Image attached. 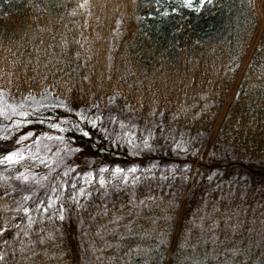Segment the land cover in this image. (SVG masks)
<instances>
[{
  "label": "trees",
  "instance_id": "1",
  "mask_svg": "<svg viewBox=\"0 0 264 264\" xmlns=\"http://www.w3.org/2000/svg\"><path fill=\"white\" fill-rule=\"evenodd\" d=\"M76 4L0 0L7 102L29 91L25 109L64 101L89 127L26 119L13 133L20 116H0V159L30 145L19 164H0V264H190L218 249L264 259V31L209 144L259 25L251 1L194 12L182 0H92L90 17H73Z\"/></svg>",
  "mask_w": 264,
  "mask_h": 264
},
{
  "label": "snow or ice",
  "instance_id": "2",
  "mask_svg": "<svg viewBox=\"0 0 264 264\" xmlns=\"http://www.w3.org/2000/svg\"><path fill=\"white\" fill-rule=\"evenodd\" d=\"M211 3V0H199V4L197 5L195 3V0H182V4L181 7H185L188 9H191L194 12H200L201 9L204 7L205 3ZM91 7H92V0H77V4L76 7L73 9V11L71 12V15L73 17L77 16L78 14L80 15H87V16H91L92 12H91ZM82 10V11H80ZM165 15H167V13H165ZM119 23V22H118ZM67 41L64 42L65 47L67 46ZM77 58H79V53H77ZM11 75V74H9ZM0 79H3V76L0 75ZM9 83H11V81H8ZM17 91L19 92V88L17 89ZM6 96L11 97V91L10 90H5L3 88V86H0V116H3L5 118V120H10L12 119L13 116H21V117H29L30 115H35V112L38 111L39 109H35L32 113H29L27 111H25V107L27 105V102L29 100L35 101V97L32 96L31 92L29 91L28 96H24V94L21 92L20 93V98L16 101V103H8ZM43 107H48V108H56V107H64L66 111H71V109L67 106V104L64 101H60L59 104H49V105H42ZM98 107V106H97ZM76 115H78L81 120H87V117L84 115L83 112H77ZM102 119V117L97 116L95 120L90 121L89 123L91 124V126L93 128L97 127V121H100ZM29 123H31L32 121L29 120ZM37 122L38 123H44V119L42 117H38L37 118ZM17 128H19L21 126V122L17 121L16 124ZM50 128H54V129H58L60 132H64L66 131V129L60 127L59 123H50L49 124ZM121 127H124L123 124H121ZM77 130H80L79 128ZM82 131V130H81ZM32 135V133H28L25 134L24 136L18 138V140L16 141L17 143H21L23 140L28 139V137ZM82 135L87 137L89 136V132L88 131H82ZM9 137L8 136H4L3 139L7 140ZM47 140H58V141H63V137L62 136H45L44 137ZM38 143V142H37ZM145 146L146 147H150V145H148L147 141H145ZM69 151H73L72 149H69ZM57 155H59V153H57ZM36 159L40 160V163L46 164L47 161L45 160V158L43 157H35ZM24 159H26L24 152L22 149H17L15 151H11L8 154H6L3 159H0V164L3 163H8V164H19L21 161H23ZM62 159L60 161H53L52 163H62ZM49 167H51V165H48ZM70 171H74V169H67L63 175L64 176H68ZM101 173L107 171V169H101L100 170ZM130 172H135L136 169L132 168L129 169ZM124 170L117 167L115 169V173L117 174H121L123 173ZM88 177H91L93 180L95 179V176L92 173H88L87 174ZM17 180H22L25 183H27L29 181V177L27 175L21 174V176L16 177ZM5 180H7V178H5ZM88 179L87 177L85 178V183H88ZM37 184L40 183V181H36ZM105 180L103 178V176L100 177L99 179V184L103 187L105 185ZM71 187L73 189H76V184H72ZM21 191H23L21 189ZM35 193H33L34 195ZM79 195L83 196L85 195V189L81 188L79 189ZM71 198L75 201L76 197L75 196H71ZM23 200L24 201H31L32 200V196L29 195H25L23 196ZM55 201H53L54 203ZM52 206V203H49L48 205L45 206V204L43 202H38V207L36 209V211H44L47 212L48 208ZM16 211L19 212H23L25 216L28 217L29 220V224L32 223V218L29 215L30 212L32 211L31 208H29L28 206L21 204L19 207L16 208ZM60 219L63 220L64 216L61 215ZM17 227H19V225H17ZM2 234V233H0ZM0 259H2V257H0Z\"/></svg>",
  "mask_w": 264,
  "mask_h": 264
},
{
  "label": "rangeland",
  "instance_id": "3",
  "mask_svg": "<svg viewBox=\"0 0 264 264\" xmlns=\"http://www.w3.org/2000/svg\"><path fill=\"white\" fill-rule=\"evenodd\" d=\"M252 2V9L254 10V12L257 14L259 21H260V28L259 31L257 33L256 38L253 41V45L251 46L249 53L247 55V58L243 64V66L241 67V70L239 71L236 79H235V83L234 86L228 96L227 102L218 118L217 121V125L214 128V131L212 133L211 136V141L216 137L218 130L220 128V126L222 125V123L225 121L226 116H227V112H228V107L231 104V102L233 101V99L235 98L237 92H238V87L240 85V82L243 78V75L247 69V66L249 64V61L252 57V54L259 42V38L260 35L264 29V17H263V5H264V0H251ZM42 105H49L46 104L45 102L39 101L37 103V105L32 106V107H28L24 110H26L29 113H32L35 109H39L38 111L35 112V115H30L29 117L25 118V117H19L21 119V126L27 124L24 123L22 120H26V119H31L32 121H37L38 117H42L44 119L45 122L47 121H52V119H54L53 121H59L62 118H66V117H73L75 120H77L79 123H83L84 127H87L85 124V122L83 120L80 119V117L78 115H76L75 112L72 111H66L65 108H61V111L57 113L56 109L53 108H48V107H43ZM1 118V117H0ZM2 121L4 120V118H1ZM75 120H67L66 123L70 124L74 127H76L77 122ZM17 121L15 122V128H12V132L14 133L18 128L16 126ZM89 128V127H87ZM28 133H32L31 131H29L28 129L25 131V134ZM55 134H57L54 131ZM31 136V135H30ZM29 136V137H30ZM44 136V134H43ZM24 144V143H21ZM30 148V145H25L23 152L25 153L26 150H28ZM36 152V151H35ZM33 155L35 156V153H33ZM198 164V159L195 160V165ZM173 257V253H170V258ZM190 264H264V259H258V260H250L248 255L246 253L243 252H239L237 249H230V250H217V252L212 253V254H205V255H198L196 257H193L191 259H188Z\"/></svg>",
  "mask_w": 264,
  "mask_h": 264
}]
</instances>
